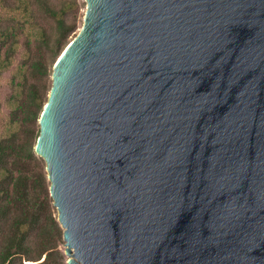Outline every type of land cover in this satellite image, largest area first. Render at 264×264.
I'll return each mask as SVG.
<instances>
[{"label":"water","instance_id":"1","mask_svg":"<svg viewBox=\"0 0 264 264\" xmlns=\"http://www.w3.org/2000/svg\"><path fill=\"white\" fill-rule=\"evenodd\" d=\"M38 123L67 264H264V0H86Z\"/></svg>","mask_w":264,"mask_h":264},{"label":"trees","instance_id":"2","mask_svg":"<svg viewBox=\"0 0 264 264\" xmlns=\"http://www.w3.org/2000/svg\"><path fill=\"white\" fill-rule=\"evenodd\" d=\"M76 27L71 1L0 0V79L11 70L16 91L5 104L0 85V264H67L34 146L46 80Z\"/></svg>","mask_w":264,"mask_h":264},{"label":"rangeland","instance_id":"3","mask_svg":"<svg viewBox=\"0 0 264 264\" xmlns=\"http://www.w3.org/2000/svg\"><path fill=\"white\" fill-rule=\"evenodd\" d=\"M68 1H71V3L73 4V15H75V17H77V27H76V30L68 37L67 44L77 35L79 30L81 29V27L84 23L85 8H86V0H68ZM66 45H65V47H66ZM58 56H57V58H58ZM57 58H56V60H57ZM11 74H12V71L8 70L5 72V74L0 79L2 99L4 100L5 104L7 103L8 98L13 100V94H15V92H16L15 88H14V84L11 82ZM46 82H47V84L48 83L52 84V70H51V74L48 76ZM5 109L6 108H4V110ZM53 210L55 211V214L57 216L56 208H54ZM59 246L64 252V243H60ZM64 255L67 258V255L65 253H64Z\"/></svg>","mask_w":264,"mask_h":264}]
</instances>
